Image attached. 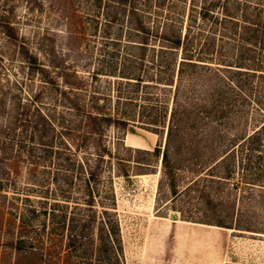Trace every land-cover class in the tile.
<instances>
[{
  "label": "rangeland",
  "instance_id": "1",
  "mask_svg": "<svg viewBox=\"0 0 264 264\" xmlns=\"http://www.w3.org/2000/svg\"><path fill=\"white\" fill-rule=\"evenodd\" d=\"M188 2L0 0V264H87L66 257L70 233L96 243L109 222L120 264H264V45L189 19ZM185 32L214 48L208 66L186 67L166 140L173 87L147 81L149 100L124 99L120 75L156 73L160 49L173 68L170 39ZM240 58L249 66L235 71ZM164 143L180 177L172 201L152 153ZM220 213L232 228L210 224Z\"/></svg>",
  "mask_w": 264,
  "mask_h": 264
},
{
  "label": "trees",
  "instance_id": "2",
  "mask_svg": "<svg viewBox=\"0 0 264 264\" xmlns=\"http://www.w3.org/2000/svg\"><path fill=\"white\" fill-rule=\"evenodd\" d=\"M188 5L186 9V15L189 19H197L209 22V29L211 30H219V32L223 34L228 33L229 29L238 28L241 30L240 34H242L243 42L241 46L244 48L250 47L256 44H260L259 41H256L255 37H260V41L263 42L264 45V0L262 3L258 2L255 5L249 3L247 0H188ZM218 23V25H217ZM233 24V25H230ZM186 29L190 28L191 25L186 24ZM141 31H145L146 28L141 24L139 27ZM165 36V35H164ZM222 38L224 36H221ZM165 38V37H164ZM210 38V37H209ZM145 40V39H144ZM171 52L173 56V61L175 65L173 68L169 67L168 62L165 60V51L164 49H160L159 63L157 64V71L156 73H151L150 67L142 68V71L139 72H130L127 75H120L125 79L127 85L132 87L131 90L127 91L125 94L127 96L124 99H138L144 103L146 100L150 99V94L148 91H142L141 89L147 85V81H155L157 84H162V88H172L173 87V95L171 99L172 105L170 106L165 103V113L169 112V121L166 130V140H168L172 132L175 129H178L181 126L179 118L184 114L183 110L184 107L179 101V91L181 90V85L183 83V76L188 75L189 72L186 70V67H195V66H208V60L212 58L211 50H213V43L211 44L210 41L206 43L205 48L200 49H193V42L188 38V34L186 32L181 35V33L175 34L171 39ZM143 47V48H142ZM141 47V52L139 56H135V59L140 61V65H143V60L145 57V46ZM209 52V54H208ZM164 55V56H163ZM152 59L151 64L153 63L154 56L151 55ZM239 58V57H238ZM202 59V60H201ZM239 65L236 66L235 71H240V68H246L242 65H248L246 61L242 60L241 58L238 59ZM155 64V63H153ZM142 66H140L141 68ZM176 70V72H175ZM219 69H217V72ZM218 78H220V75ZM145 78H149L146 80ZM121 81L117 82L120 83ZM158 99L160 98L157 95ZM92 101L94 102L97 97H92ZM122 97L117 96L116 100L119 101ZM140 104V103H139ZM142 107V112H144L145 105H140ZM188 111V110H186ZM117 123L124 124L129 120L115 118ZM154 122H157V118H154ZM163 126L165 125L164 119L159 121ZM170 143H164L163 150H160V147L157 146L153 149L152 153L161 157V164L163 169L164 178L167 181L168 188L171 193L172 201L175 197H177L181 190L179 188V172L178 170L172 165L171 157H173V151L169 150ZM180 149V148H178ZM146 152V151H145ZM197 153V152H195ZM228 154H225L223 157L220 156L215 161L212 162L210 168L216 169L219 173V167L227 157ZM193 156V155H192ZM212 159H214L212 157ZM196 165V164H194ZM209 170V169H208ZM201 176L198 174L193 176L190 179L184 189L185 191H190L191 187H197L198 183L201 180ZM220 179V178H219ZM217 179V180H219ZM107 211H104L106 213ZM217 218H220L216 221L210 222V224H214L217 226L225 227V228H232L231 225L224 222L222 219L226 218L220 214L217 215ZM184 219H189V217H184ZM100 233L101 237L100 240L96 243L94 242H86L80 241L76 234L70 233L69 238L67 240V249H66V257H71L72 253L79 254L80 257H87V264H120L119 258L114 256V258L110 259V251L115 252L117 246L119 244L116 240V230L111 226L110 222L108 225L106 223L101 224L100 226ZM80 237L84 234L79 233ZM105 236V238H103ZM115 237V239L113 238ZM93 256V257H92ZM92 257V258H91ZM92 260V261H91ZM71 264V263H70Z\"/></svg>",
  "mask_w": 264,
  "mask_h": 264
}]
</instances>
